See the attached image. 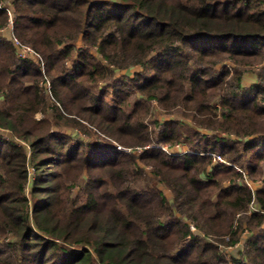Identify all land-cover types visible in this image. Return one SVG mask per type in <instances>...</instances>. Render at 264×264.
I'll list each match as a JSON object with an SVG mask.
<instances>
[{
  "label": "trees",
  "instance_id": "trees-1",
  "mask_svg": "<svg viewBox=\"0 0 264 264\" xmlns=\"http://www.w3.org/2000/svg\"><path fill=\"white\" fill-rule=\"evenodd\" d=\"M10 2L12 37L40 59L0 34V128L31 149L0 137V264H264V0ZM150 100L212 137L191 130L187 152H165L181 122L150 129ZM241 234L227 261L220 245Z\"/></svg>",
  "mask_w": 264,
  "mask_h": 264
},
{
  "label": "rangeland",
  "instance_id": "rangeland-1",
  "mask_svg": "<svg viewBox=\"0 0 264 264\" xmlns=\"http://www.w3.org/2000/svg\"><path fill=\"white\" fill-rule=\"evenodd\" d=\"M0 4L2 6H4V8H8V9L11 10L12 15H13L12 22L14 23L15 12H14V8H13V5L11 4L10 0H0ZM13 23L11 25V22L9 21V18H8V25L4 29L0 30V34L2 33L5 36H8V37L11 36V38H12ZM22 44H24V43H22ZM24 45L31 47L28 44H24ZM77 46L78 47H81V43H78ZM91 52L94 55L97 56V53L95 51L92 50ZM226 63H227V66H230L231 72H233L234 69H235V65H233L232 63H229V62H226ZM256 69H257V65H251V66L245 65V66H243L241 68L242 72L245 74L244 75V78H243L244 87L249 88L251 86L252 82L255 80V77H256ZM140 70H141L140 67H131L129 69H126V70H123V71H120V72H116L115 77L116 78H120V77H123L124 76L127 79H131ZM47 86H48L47 83H45V85H43V87H45V88L48 89ZM103 86L104 85H102V84L100 85L99 84L98 89L104 88ZM95 91H98V90H95ZM137 96H139V95L136 94L135 95V98ZM133 101H134V97L131 98V103ZM148 104H149L150 108L152 109V115L146 121V123L149 125L150 129H153L154 128V124H152V122H150V121H152L154 119H158L159 121H161V120H168V119H174L176 121L181 122L180 124H181V128L183 130H182V136H181V139H180L179 144H176L173 147L166 145V146L169 147V149H171L172 153H181L182 154V153H185V152L188 151V139L191 136V133H190L191 130L198 131L201 137H206V138L207 137L208 138H211L212 135H213V133H214V131H212V130H207L205 128H199L197 126V124L192 120L191 117L184 118L180 109H176L173 112V114L169 115V114H165L164 113L162 107L159 106V104L157 103V101L150 100ZM41 117H42V114H38L37 115V118H41ZM75 131H77V130L76 129H72V128L71 129L70 128H64V129H62V132L67 133L69 135L74 134ZM78 134H79V137L81 138V140H88V141L91 142V141H94L96 139V136L93 135V134H91L92 137L88 136L87 134H85V132H81V131H78ZM0 137L3 138L6 141H9V140H12L13 141L14 140V141L19 142L20 144L22 143V145L25 148L26 155L27 156H30L31 155V149H30V147L25 142L23 143L22 141H20L19 139H17L15 136H13L9 131L0 128ZM229 137L230 138H234L233 135H230ZM111 144H114L116 146V149H117V146H119L122 149H124L123 152H125L127 154H131L132 153L134 155H140V153H142L145 149H147L149 147V146L141 147V146H138V145H135V146H132V147L121 146V145L115 143V141H112ZM212 158H213L212 159L213 163H222V162H219V159L222 158L224 160V162H225L224 163L225 165H229L230 164L222 156H220L217 153H213ZM235 167H236V170L237 171L242 172V173L244 172L247 175V170H245V168H243L241 166H237V165H235ZM145 169L147 171H150L151 170V167L148 166V167H145ZM28 171H29V177L31 179H33L34 176H35L34 168H32L31 166H29L28 167ZM245 181H246V184L247 185H248V183L251 185L252 189L259 188L261 186V184H262L261 183V180H257V182H253L249 178H247V176H246V180ZM227 183L228 182H226V184ZM77 190H78L77 188H74L73 191L76 192ZM26 192H27V194H29V189L28 188H26ZM165 195H166L167 198H170V192L168 190H165ZM245 234H246V232H245ZM226 240L228 241V239H226ZM244 246H245L244 237H243V234H241L240 239L236 242L235 245H233V246H223V245H220V249H222V250L225 249V251L223 252V254L225 256V259L227 261H229L230 258H231V255H236V251L243 252Z\"/></svg>",
  "mask_w": 264,
  "mask_h": 264
},
{
  "label": "built area",
  "instance_id": "built-area-1",
  "mask_svg": "<svg viewBox=\"0 0 264 264\" xmlns=\"http://www.w3.org/2000/svg\"><path fill=\"white\" fill-rule=\"evenodd\" d=\"M0 7L6 10L8 18H9V21L11 22V25H12V23H13L12 22L13 15H12L11 10L8 9V8H4V6H2L1 4H0ZM12 43H13L14 47L16 48L17 55H18V57L20 59H30L32 61H35L36 63L39 62V59H40L39 56L34 52V50L31 47L22 44L16 37H12ZM41 67L43 68V66H41ZM46 83L48 84V86H47L48 89H50V82L47 80ZM44 85H45V83H44ZM161 148L167 153L175 154V153H172L171 149H169V147L166 146V145L161 146ZM117 150L123 151L124 149H122L121 147L117 146ZM219 162L225 163L222 158L219 159ZM248 186L252 189V187H251V185L249 183H248ZM252 209L255 210V207L253 205L250 206V210H252ZM191 229L193 231H196L193 226H191Z\"/></svg>",
  "mask_w": 264,
  "mask_h": 264
}]
</instances>
